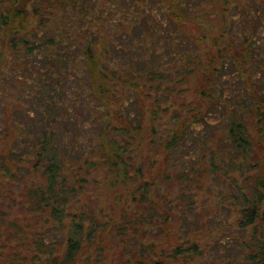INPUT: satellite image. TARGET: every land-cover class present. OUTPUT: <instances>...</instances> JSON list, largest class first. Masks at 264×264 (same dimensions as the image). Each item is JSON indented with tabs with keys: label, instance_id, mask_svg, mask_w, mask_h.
Here are the masks:
<instances>
[{
	"label": "trees",
	"instance_id": "16d2710c",
	"mask_svg": "<svg viewBox=\"0 0 264 264\" xmlns=\"http://www.w3.org/2000/svg\"><path fill=\"white\" fill-rule=\"evenodd\" d=\"M241 2L0 0V264H104L113 243L124 264H264V161L239 170L256 146L242 116L264 104V33L229 28L232 10L260 15ZM214 180L230 190L202 215ZM18 194L43 226L9 217Z\"/></svg>",
	"mask_w": 264,
	"mask_h": 264
},
{
	"label": "rangeland",
	"instance_id": "374dc122",
	"mask_svg": "<svg viewBox=\"0 0 264 264\" xmlns=\"http://www.w3.org/2000/svg\"><path fill=\"white\" fill-rule=\"evenodd\" d=\"M248 1L249 0H242V2H241L242 5L244 4L245 6H248V7L243 6L246 14L249 11L254 10V8L256 6L257 7L256 12L259 10L260 15L258 16L257 14H255V15H253L251 21H246L244 16H238L237 15L235 18H232V15L234 13V11L232 10V11H230V14L228 13L229 17H228V15L225 16V18L228 17L227 21H228V23H230L229 28L241 29L242 26H246V29H256V28L260 29L259 33L262 34V33H264L263 32L264 31V0H257V3L255 5H253L252 2H248ZM236 4L237 3H235V2L234 3H228L227 7L230 9H233ZM238 14H239V11H238ZM34 19H33V21H34ZM76 24H78L77 27L81 25V24H79L78 20H76ZM55 25L58 26L56 21H55ZM249 33L251 34V32H249ZM246 64L248 66L247 70H248L249 74L251 71L252 81L255 82L258 87H261L258 84L260 79L255 75L254 69L250 68L249 63H246ZM242 84L244 85V89L247 90V83L243 80ZM261 96L264 97L263 92L261 93ZM229 111H230V108H228V113H229ZM242 117L246 120V125L248 127V132H249L248 137L252 138V140H253L254 144H256V146H255V151L253 152V155L250 156L248 159V164H244L243 166H241L242 168H240L239 170L241 173H243L248 168H250V169H252L253 172H257L255 167H257L258 164H260L264 161V104H263V108L261 109V112L254 111L253 114H245L244 113ZM260 117L263 118V121H261V122H259ZM212 120L213 121L216 120V117H214ZM225 128H226V126H225L224 122L218 123L217 125L211 127V129L214 132H216L214 134L215 137H220L221 134L224 132ZM225 148L223 150L227 152L226 159L229 160L228 153L230 154V153H232V151L228 148H226V149ZM235 157L237 158V160H239V159H241L240 161L243 160V157L241 154H238ZM230 170H232L230 173L233 177H237V176L241 175L240 172L235 171V168L230 169ZM250 173L252 174V172H250ZM92 179L93 178H88L89 183L87 185L91 189H93L95 186L94 183L91 181ZM209 184L210 183L207 181L205 188H204V191L199 190L200 196L196 195V199H198V205L200 207L203 206L204 199H206L207 205L209 207H211L209 209L205 208V210H202L201 214L206 215V216L207 215L211 216L212 213H214L216 211V209L214 207L218 206V204H219V200H218L219 192L221 190H225L226 192H228L230 190V188L228 186L226 187V184L222 180H214L208 188ZM227 188H228V190H227ZM177 190H178V188L177 189L175 188L174 191L177 192ZM17 199H18V203L15 206V208H13L12 211H10L9 217L13 218V219H18L19 222H25V221L34 222L32 227H31L32 231H34L37 228L36 224L39 226H43L44 223L41 220L35 222V218L30 219L29 214L27 213L25 206L23 204L24 200H26L25 195H23V198H22L21 195L18 194ZM105 202L108 205L107 206L108 210L110 212H112V210H113L112 203L114 201L111 199H108V201H105ZM1 203H2V201H1ZM2 205H4V203H2ZM2 205H0V207ZM4 206H7V205L5 204ZM190 216H191V214H190ZM235 216H236L235 212L232 213L228 210L225 213L226 223L231 222V220H233L235 218ZM5 224L6 225H4L3 231H4L5 235H7L8 231L10 232V229H9V226L7 225L6 222H5ZM173 224H175V225H173ZM178 225L179 224L176 220L173 221V223H172L173 228H176ZM193 227H194V225L190 229H192ZM211 233H213V230L205 228V229H203L202 233L200 234V238H202L203 241H205V242H207V240H212L213 237H212ZM223 239L226 240V236H224ZM22 240H27L28 242H30L28 239H22ZM146 240L161 244L165 249H169V246H171L172 243H177L179 241V239L176 238V235H175V237H171L166 241L164 236H161V235L158 236L157 234H154V233H152V235H148L146 237ZM109 241H112V239H109ZM227 242H230V241L227 240ZM16 243L17 242L15 240L12 242V245H15ZM111 246L112 247L107 253V258L105 259L104 264H124L125 260L127 259L126 249H124L125 245H122L121 243H119L118 245H114V243H113V244H111ZM132 246H133V244H132ZM13 248L14 247L12 246V249L8 250V248L5 247L4 250H5V252L7 251L8 253H11L14 251ZM127 248H131V245H128ZM211 250L212 249H208L207 259H210L212 257V254L216 253V251H211ZM224 252L226 253V256H229L230 254H232V250L230 251L227 248H225ZM241 255H242V253L239 254V252H238V254L236 255L237 259H236L235 263H241ZM201 262H203V261H201Z\"/></svg>",
	"mask_w": 264,
	"mask_h": 264
}]
</instances>
